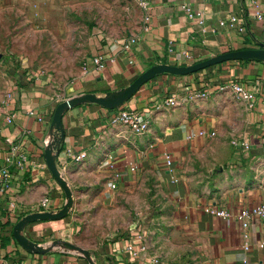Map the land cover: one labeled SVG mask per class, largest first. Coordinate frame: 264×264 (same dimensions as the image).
Listing matches in <instances>:
<instances>
[{
    "label": "crops",
    "instance_id": "crops-1",
    "mask_svg": "<svg viewBox=\"0 0 264 264\" xmlns=\"http://www.w3.org/2000/svg\"><path fill=\"white\" fill-rule=\"evenodd\" d=\"M134 1L143 12L135 37L100 45L61 98L55 90L30 83L0 116V165L10 155L25 154L28 159L21 168L12 167L8 183L0 184V264H87L73 255L28 254L12 236L22 216L44 211L39 206L42 199L50 200L47 210L63 206V192L46 167L42 148L60 101L116 90L156 64L190 65L256 48L255 39L264 43V22L253 16L257 11L264 14V0H256L258 9L253 0ZM187 8L202 13L204 23L189 20ZM231 15L242 20L244 33L219 25ZM96 56L103 57L101 70L91 62ZM232 84L242 85L252 100L234 99ZM220 101L227 107L223 112H218ZM28 110L36 116H29ZM121 110L146 119L147 132L134 135L122 125L111 124ZM8 116H12L10 123H6ZM220 116L227 126H222ZM62 125L65 136L57 162L74 193V207L59 221L29 224L25 229L29 239L74 243L91 251L97 264H264V248H258L264 244V218H254L246 229L235 220L242 210L264 206L263 64L226 62L197 74L158 76L120 108L81 105L64 114ZM244 142L248 149L241 145ZM81 153L85 158L76 161ZM166 156L172 159L171 172ZM149 177L163 215L154 241L142 242L137 233L94 245L77 238L78 222L89 209L107 198L131 194L137 185L147 191ZM210 206L232 217L222 220L205 213ZM2 238L6 239L3 246ZM246 243L248 251L243 248ZM138 244L145 250H137ZM131 245L136 256L128 249Z\"/></svg>",
    "mask_w": 264,
    "mask_h": 264
},
{
    "label": "rangeland",
    "instance_id": "rangeland-1",
    "mask_svg": "<svg viewBox=\"0 0 264 264\" xmlns=\"http://www.w3.org/2000/svg\"><path fill=\"white\" fill-rule=\"evenodd\" d=\"M142 24V7L134 0H0V116L30 83L61 98L100 45L130 40ZM226 108L220 101L218 112ZM232 121L236 127V116ZM149 181L147 191L137 185L131 194L89 209L78 222L77 238L94 245L137 233L142 242L154 241L163 215Z\"/></svg>",
    "mask_w": 264,
    "mask_h": 264
},
{
    "label": "water",
    "instance_id": "water-1",
    "mask_svg": "<svg viewBox=\"0 0 264 264\" xmlns=\"http://www.w3.org/2000/svg\"><path fill=\"white\" fill-rule=\"evenodd\" d=\"M256 48L222 53L190 65L156 64L126 86L104 93H82L60 101L54 108L42 141L46 167L64 195L63 206L56 210L31 212L22 216L12 228L15 243L31 255L64 254L84 259L87 264H97L91 251L74 243L54 239L47 242H35L25 235L29 224L42 221H59L67 217L74 207V193L58 166V155L64 142L62 118L64 114L81 105L99 106L107 110L123 106L146 83L158 76H187L226 62L249 61L264 65V43L254 40Z\"/></svg>",
    "mask_w": 264,
    "mask_h": 264
},
{
    "label": "built area",
    "instance_id": "built-area-1",
    "mask_svg": "<svg viewBox=\"0 0 264 264\" xmlns=\"http://www.w3.org/2000/svg\"><path fill=\"white\" fill-rule=\"evenodd\" d=\"M252 6L256 9H258V3L256 0L252 1ZM187 12V17L189 20L196 21L199 25H202L204 23V17L203 14L200 12H195L191 10L190 8L186 9ZM255 19L259 21L264 22V14L259 13L258 11L256 14L253 15ZM225 24L228 25L231 29L237 30L239 33H244L245 28L243 25L242 20L235 16L231 15L228 17L227 21L225 22L224 20H221L219 22L220 26H224ZM92 64L95 66L97 70H101L103 68V57L102 56H96L91 59ZM229 89L231 90V95L233 96L234 99L244 101V102H250L252 100V94L247 93L244 89V87L240 84H232ZM204 95H202L203 97ZM10 101H12L10 99ZM27 114L29 116H36V113L33 110H28ZM12 120V116H8L6 118V123H10ZM39 121H41V118H38ZM111 124H119L124 127H126L132 134L134 135H140L144 132H147L148 130V122L146 119H143L140 117L138 114L132 112L131 110H121L115 115L111 121ZM234 145H236L237 142H232ZM244 148L248 149V145L244 142L241 144ZM85 158V154L81 153L79 156L76 157V161H80ZM108 165L112 167V157L108 156L107 157ZM28 161L27 156L25 154H19L18 156L15 155H10L4 159L3 165H0V184H6L10 180V169L12 167H17L21 168L26 164ZM165 164L169 168V172H171V167H172V159L169 156L165 157ZM129 169L131 171L135 170V166L130 165ZM173 183L177 182V179L174 177L172 179ZM39 206L43 210H47L50 208V200L48 198L42 199L40 202ZM205 213L214 216L216 218L226 220L231 218V214L223 209H217L215 207H207L204 210ZM254 218H264V206H258L254 207L250 210H242L239 213L235 215V220L241 225L243 229H246L249 226V223L251 220ZM246 238V236L244 237ZM139 240V239H138ZM139 248L137 250H145V246L143 244H138L137 245ZM244 250L248 251L249 250V245L246 243L244 245ZM258 248L263 249L264 244L260 243L258 244ZM134 256L137 254V250L133 248L131 245L128 248ZM134 249V250H133ZM247 264V263H245Z\"/></svg>",
    "mask_w": 264,
    "mask_h": 264
},
{
    "label": "trees",
    "instance_id": "trees-1",
    "mask_svg": "<svg viewBox=\"0 0 264 264\" xmlns=\"http://www.w3.org/2000/svg\"><path fill=\"white\" fill-rule=\"evenodd\" d=\"M239 62L240 63H247L248 61H239ZM199 72H201V71H199ZM199 72H197V73H199ZM197 73H195V74H197ZM5 242H6V239L2 238V246L6 244Z\"/></svg>",
    "mask_w": 264,
    "mask_h": 264
}]
</instances>
